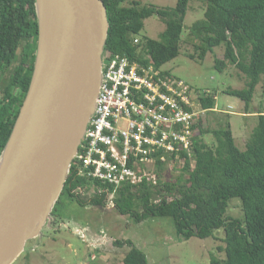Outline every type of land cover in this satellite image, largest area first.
I'll return each instance as SVG.
<instances>
[{"label": "trees", "instance_id": "16d2710c", "mask_svg": "<svg viewBox=\"0 0 264 264\" xmlns=\"http://www.w3.org/2000/svg\"><path fill=\"white\" fill-rule=\"evenodd\" d=\"M102 1L110 24L106 51L143 63L147 60L141 56L146 53L157 68L180 55L190 0H178L176 7L167 9L143 6L140 2L125 7L126 0ZM200 1L207 5L205 19L190 28L191 36L199 41L196 47L199 58L205 59L208 53L224 47L225 59L216 60V68L223 71L228 62L238 67L247 79L245 89H228L225 93L244 102L249 110L262 81L264 94V0ZM153 16L159 17L166 26L160 39H140V44L135 45L134 40L142 32L145 21ZM38 35L36 0H0V157L30 88ZM164 75L172 77L169 72ZM199 101L205 111L216 108L215 98ZM257 119L245 150L238 147L229 122L213 130L216 144L208 146L203 140L200 119L194 126L195 166L191 168L185 162L184 180L157 184L145 180L124 186L114 197L116 210L139 222L151 216L171 218L177 236L184 241L194 237L207 239L223 230L225 247L221 251L225 259L212 256L210 264H264L263 104ZM159 165L158 175L163 168ZM81 178L72 167L53 210L54 216L61 217L59 210L66 200L99 206L109 200L113 188L82 199L73 191L76 185L85 190L88 180ZM95 185L101 187L98 183ZM233 199L241 201L243 219L227 215ZM115 245L130 248L124 264H148L146 254L131 241H115Z\"/></svg>", "mask_w": 264, "mask_h": 264}, {"label": "water", "instance_id": "95a60500", "mask_svg": "<svg viewBox=\"0 0 264 264\" xmlns=\"http://www.w3.org/2000/svg\"><path fill=\"white\" fill-rule=\"evenodd\" d=\"M29 91L0 157V264L41 235L96 109L110 24L102 0H36Z\"/></svg>", "mask_w": 264, "mask_h": 264}, {"label": "rangeland", "instance_id": "374dc122", "mask_svg": "<svg viewBox=\"0 0 264 264\" xmlns=\"http://www.w3.org/2000/svg\"><path fill=\"white\" fill-rule=\"evenodd\" d=\"M140 2L143 6L167 9L176 7L178 0H126L123 6ZM207 5L200 0H190L184 22L180 55L161 67L173 79L185 83L191 90L193 107L201 110L203 140L208 146L216 144L213 130L232 125L234 138L241 150L246 149L253 129L257 126L260 106L264 105L263 81L257 87L249 110L244 102L225 93L228 89L243 90L247 79L238 67L226 62L223 71L216 68V60L225 59L224 47L199 58L196 50L199 41L190 34V28L205 19ZM166 26L157 16L145 21L139 39L159 40ZM215 98L216 108L204 113L201 98ZM217 110V111H216ZM249 113V114H247ZM200 122V120H199ZM185 166V165H184ZM183 164L171 167L167 164L156 173L155 184L175 183L184 180ZM92 192L81 198L90 199ZM82 198V199H83ZM112 197L105 205L80 204L66 200L60 207L61 217L51 215L41 235L26 243L24 252L13 264H124L130 250L115 245V241H131L142 250L148 264H210L212 256L221 260L225 253L224 231L219 230L207 239L191 238L188 241L177 236L171 218L147 217L139 222L131 216L121 215L115 208ZM142 212V210H140ZM231 218L243 219L242 203L233 199L227 213Z\"/></svg>", "mask_w": 264, "mask_h": 264}, {"label": "built area", "instance_id": "2783aa9c", "mask_svg": "<svg viewBox=\"0 0 264 264\" xmlns=\"http://www.w3.org/2000/svg\"><path fill=\"white\" fill-rule=\"evenodd\" d=\"M141 57L147 63L105 52L96 109L72 164L101 186L99 194L113 188L112 199L124 186L155 184L159 164L195 166L194 126L202 111L185 83L164 75L148 54Z\"/></svg>", "mask_w": 264, "mask_h": 264}, {"label": "flooded vegetation", "instance_id": "af4514ba", "mask_svg": "<svg viewBox=\"0 0 264 264\" xmlns=\"http://www.w3.org/2000/svg\"><path fill=\"white\" fill-rule=\"evenodd\" d=\"M80 178H81V176H80ZM81 179H83V178H81ZM73 182L75 183L76 182V180L74 179L73 180ZM72 187V186H71ZM86 188H85V190L82 188V186L81 185H76V187L73 189V191L75 192V193H77L78 195H82V196H84L85 195V193H89L90 191L92 192V194H91V197H95V195L97 194V192H98V190H97V186L95 185V183H93V182H91V181H88V184L85 186Z\"/></svg>", "mask_w": 264, "mask_h": 264}, {"label": "crops", "instance_id": "0c3cea01", "mask_svg": "<svg viewBox=\"0 0 264 264\" xmlns=\"http://www.w3.org/2000/svg\"><path fill=\"white\" fill-rule=\"evenodd\" d=\"M217 111V110H216Z\"/></svg>", "mask_w": 264, "mask_h": 264}]
</instances>
